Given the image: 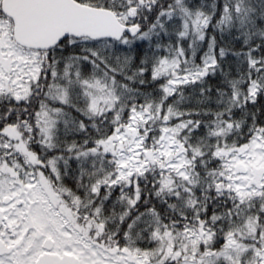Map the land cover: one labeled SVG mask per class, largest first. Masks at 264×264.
I'll return each mask as SVG.
<instances>
[{
    "label": "snow or ice",
    "instance_id": "6c2138e0",
    "mask_svg": "<svg viewBox=\"0 0 264 264\" xmlns=\"http://www.w3.org/2000/svg\"><path fill=\"white\" fill-rule=\"evenodd\" d=\"M0 264H264V0H0Z\"/></svg>",
    "mask_w": 264,
    "mask_h": 264
}]
</instances>
